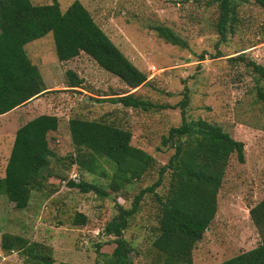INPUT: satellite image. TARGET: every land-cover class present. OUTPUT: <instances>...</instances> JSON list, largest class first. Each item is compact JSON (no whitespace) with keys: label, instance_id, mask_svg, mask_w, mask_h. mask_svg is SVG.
I'll use <instances>...</instances> for the list:
<instances>
[{"label":"rangeland","instance_id":"374dc122","mask_svg":"<svg viewBox=\"0 0 264 264\" xmlns=\"http://www.w3.org/2000/svg\"><path fill=\"white\" fill-rule=\"evenodd\" d=\"M57 1L65 11L76 0ZM78 1L124 55L148 75L150 82L131 90L86 54L62 62L52 33L26 45L49 91L41 96V113L60 118L59 131L50 136L58 158L52 164L55 176L49 178L43 192L48 198L34 195L29 208L20 211L0 194V264H32L21 252L8 256L2 253L4 232L46 245L52 252L53 264H107L116 244L114 237L105 236L102 229L114 215L113 199L82 193L60 180L77 173L84 181L108 187L107 180L82 173L76 165L69 167L68 157L76 154L69 119L99 120L109 116L132 131L133 145L165 165L173 151L161 146V138L172 126L180 124L179 109L144 112L98 99L129 91L138 92L152 103L176 106L185 86L192 91L190 115L222 126L243 142L246 158L243 164L235 156L231 160L218 194L217 215L198 243L194 264H220L256 248L261 239L250 218V208L264 199V102L258 96L264 82L242 60L231 59L241 55L264 65V10L250 0L241 9L243 25L239 32L218 47V12L209 0ZM53 2L33 0L35 5ZM158 25L174 30L188 42V48L164 42L154 30ZM70 70L84 79L82 88H67ZM3 176L0 168V178ZM153 181L150 178L144 187ZM119 202L125 204L123 198ZM143 204L126 233L127 238L134 240L131 258L134 264H160V256L152 245L157 206L151 196ZM125 205L130 206V201ZM78 214L87 216L85 225L74 224ZM99 243L101 247L97 249Z\"/></svg>","mask_w":264,"mask_h":264},{"label":"trees","instance_id":"16d2710c","mask_svg":"<svg viewBox=\"0 0 264 264\" xmlns=\"http://www.w3.org/2000/svg\"><path fill=\"white\" fill-rule=\"evenodd\" d=\"M251 1L264 10V0ZM249 2L209 0V5L218 12L215 25L218 47L239 32L243 25L241 9ZM154 30L164 42L188 48V42L171 28L158 25ZM49 33L54 36L62 62L86 54L131 90L150 82L148 75L124 55L80 1H74L62 11L57 0L48 5H35L33 0H0V116L49 92L39 68L25 50L29 42ZM240 56L231 60H242L264 82V65ZM67 77L69 90L82 88L84 79L77 73L70 70ZM258 96L264 102L263 87ZM98 100L144 112L179 109L181 116L180 124L172 126L161 138V146L173 151L165 165L158 164L154 156L133 145L132 131L109 116L99 120L69 119L70 136L76 149L75 156L68 157L69 167L76 165L82 173L107 180L108 187L84 181L80 174L77 180L72 175L60 180L82 193L113 199L114 215L102 229L105 236L114 237L116 244L107 264H134L131 258L134 240L127 238L126 233L142 211L147 196L153 197L157 206L152 245L160 256V264H194L198 243L217 215L218 194L232 158L235 156L242 164L246 161L245 144L234 139L222 126L190 115L189 86H185L176 106L152 103L138 92L129 91ZM59 126L58 116L45 114L16 133L4 176L0 178V194L20 211L29 208L34 195L48 198L43 192L46 182L55 176L52 164L58 158L50 136L59 131ZM150 178L154 181L144 187ZM122 198L125 204L130 201V206L120 203ZM250 218L257 228L260 244L220 264H264V199L251 206ZM87 221L86 215L78 214L74 224L81 226ZM100 247L97 244V249ZM1 251L6 256L21 252L32 264L54 262L46 245L8 232L1 236Z\"/></svg>","mask_w":264,"mask_h":264},{"label":"crops","instance_id":"0c3cea01","mask_svg":"<svg viewBox=\"0 0 264 264\" xmlns=\"http://www.w3.org/2000/svg\"><path fill=\"white\" fill-rule=\"evenodd\" d=\"M28 57L30 58L29 54ZM41 99L42 97L40 96L28 102L27 104L0 116V158L2 160L0 161V168H3L4 172L7 166L8 157L11 153L15 141L17 131L28 122L41 115H45V113H41L42 108L39 104Z\"/></svg>","mask_w":264,"mask_h":264},{"label":"built area","instance_id":"2783aa9c","mask_svg":"<svg viewBox=\"0 0 264 264\" xmlns=\"http://www.w3.org/2000/svg\"><path fill=\"white\" fill-rule=\"evenodd\" d=\"M72 178H73L74 180H77V179H78V174H77V173H74V174L72 175Z\"/></svg>","mask_w":264,"mask_h":264}]
</instances>
